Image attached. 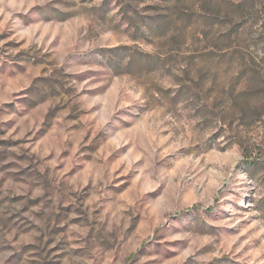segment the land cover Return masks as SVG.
Masks as SVG:
<instances>
[{"label": "rangeland", "instance_id": "374dc122", "mask_svg": "<svg viewBox=\"0 0 264 264\" xmlns=\"http://www.w3.org/2000/svg\"><path fill=\"white\" fill-rule=\"evenodd\" d=\"M0 264H264V0H0Z\"/></svg>", "mask_w": 264, "mask_h": 264}]
</instances>
